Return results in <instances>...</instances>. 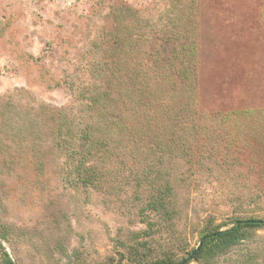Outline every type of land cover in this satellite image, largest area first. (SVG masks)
I'll use <instances>...</instances> for the list:
<instances>
[{
	"label": "rangeland",
	"instance_id": "rangeland-1",
	"mask_svg": "<svg viewBox=\"0 0 264 264\" xmlns=\"http://www.w3.org/2000/svg\"><path fill=\"white\" fill-rule=\"evenodd\" d=\"M150 53L169 55L167 79ZM87 127L78 175L68 131L81 149ZM167 182L169 227L147 209ZM249 217L264 218V0H0V241L16 264H134L132 247L180 261L210 223ZM210 264H264V230Z\"/></svg>",
	"mask_w": 264,
	"mask_h": 264
},
{
	"label": "trees",
	"instance_id": "trees-1",
	"mask_svg": "<svg viewBox=\"0 0 264 264\" xmlns=\"http://www.w3.org/2000/svg\"><path fill=\"white\" fill-rule=\"evenodd\" d=\"M150 58L153 60L154 67H158V71L161 74L163 73V79H167L171 63L169 55L168 57L166 56L165 60L163 61L161 60V55L159 53H150ZM159 60H161V63L158 64L157 61ZM99 106V97H95L90 100L89 108L91 110L95 111ZM104 119L107 123L110 121L107 120L106 117ZM92 131V128L87 127V129H84L81 132L77 141L79 143L84 141V145H81L80 147L81 149H77L75 146V136L77 134L73 133L74 136H72V133L68 131V136H70L68 137V139L72 141H67L71 148H69L70 156L73 160L79 161V165L75 168L78 175L83 172L86 173L89 171V169L84 166V161H86L91 156V152L90 150H87V147L89 146L88 144L91 140ZM64 142L66 144V140ZM91 181L92 179L88 177H85L83 179V182L85 183H90ZM147 209L157 214L164 222H166L167 227L171 226L170 223L175 220L179 211L177 209L175 197L173 194V187L169 182L161 185L160 188L157 189L156 195H154L148 201ZM144 222H146L147 224V229L143 233H137V239H139L143 235L144 237H150L152 235L154 224L151 221ZM255 230H264V218H236L227 227H223L221 225L214 226L210 223L201 233L200 246L193 252L188 253L187 257L182 258L180 261H175L172 257L167 256L154 262H148L144 259L145 257H137L138 249H134L132 247L133 254L135 255V258H137V261L134 264H190L192 262H197L200 264H210L212 260H214L220 254L226 253L230 249L240 245L248 237L249 233ZM139 246L148 248V244L146 241L140 243ZM0 264H16L2 247L1 241Z\"/></svg>",
	"mask_w": 264,
	"mask_h": 264
}]
</instances>
